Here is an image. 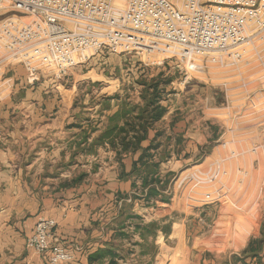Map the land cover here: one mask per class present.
I'll use <instances>...</instances> for the list:
<instances>
[{"label":"crops","instance_id":"crops-1","mask_svg":"<svg viewBox=\"0 0 264 264\" xmlns=\"http://www.w3.org/2000/svg\"><path fill=\"white\" fill-rule=\"evenodd\" d=\"M122 60L95 57L56 84L36 83L40 77L20 65L7 69L0 83V264L47 261L48 254L26 246L41 216L57 222L74 257L61 264H264L260 228L215 253L195 220L176 216L177 183L167 181L214 139L207 109L199 117L196 108L178 104V90H167L165 114L141 147L124 150L118 130L144 102L143 87L130 92L125 80L103 73L113 75ZM130 106L137 107L132 115L125 112ZM151 145L158 148L145 157ZM259 239L262 249L247 252Z\"/></svg>","mask_w":264,"mask_h":264},{"label":"rangeland","instance_id":"rangeland-1","mask_svg":"<svg viewBox=\"0 0 264 264\" xmlns=\"http://www.w3.org/2000/svg\"><path fill=\"white\" fill-rule=\"evenodd\" d=\"M251 41L238 49L239 57L210 54L195 56L191 62L160 52L104 51L95 56L105 62L115 56L123 59L122 68L113 70V75L103 73L125 80L130 92L134 86L142 88V82L160 79L165 91H179L178 104L196 108L199 117L206 116L202 107L207 109L214 139L196 159L184 163L167 186L171 180L177 183L176 216L195 220L193 228L198 226L206 247L215 253L224 252L234 239L242 243L246 232L259 228L264 239V42L260 36ZM4 69L0 66V83L7 74ZM35 74L40 77L36 83L56 84L63 78L49 68ZM4 89H0L2 98ZM187 245L192 247V239Z\"/></svg>","mask_w":264,"mask_h":264},{"label":"built area","instance_id":"built-area-1","mask_svg":"<svg viewBox=\"0 0 264 264\" xmlns=\"http://www.w3.org/2000/svg\"><path fill=\"white\" fill-rule=\"evenodd\" d=\"M0 66L41 68L66 76L108 51L193 57L232 53L260 36L264 0H0ZM208 198H210L208 196ZM41 216L26 246L48 259L70 262L56 232Z\"/></svg>","mask_w":264,"mask_h":264},{"label":"trees","instance_id":"trees-1","mask_svg":"<svg viewBox=\"0 0 264 264\" xmlns=\"http://www.w3.org/2000/svg\"><path fill=\"white\" fill-rule=\"evenodd\" d=\"M167 83H170L171 81H166ZM162 81L160 79H157L151 83H144L142 82L143 89L141 92V98L144 102V106L140 108L139 112L135 117H130L129 122L127 124L120 128L118 130V134L125 133V136L122 137V143L124 150H136L137 148L141 147V141H143L145 138H147L149 128L153 126V124L158 121L166 112V107L162 105L161 101L165 98L167 95V90L165 91L162 86ZM167 88V87H166ZM136 106H130L129 111H125L127 114L132 115L134 113V110L136 109ZM126 115V114H125ZM138 121V122H137ZM137 123V124H136ZM133 138L132 140L127 141V137ZM113 136V132L108 131L104 135L99 137V141L102 142L104 139H109ZM114 147H117L116 145ZM158 148V145L154 146L151 145V147L147 148L145 150V157H151L149 152L152 149ZM153 168H158V164H153ZM155 182V181H154ZM156 191L153 189L149 193V196L156 195ZM150 226H147V229L149 230ZM262 240H253L249 245V250L247 252H255L260 250Z\"/></svg>","mask_w":264,"mask_h":264}]
</instances>
